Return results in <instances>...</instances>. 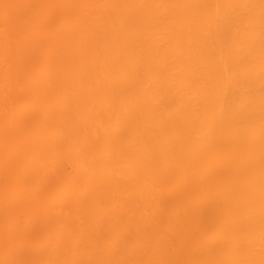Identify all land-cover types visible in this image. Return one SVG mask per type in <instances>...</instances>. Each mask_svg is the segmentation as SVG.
Instances as JSON below:
<instances>
[{
	"label": "bare ground",
	"instance_id": "obj_1",
	"mask_svg": "<svg viewBox=\"0 0 264 264\" xmlns=\"http://www.w3.org/2000/svg\"><path fill=\"white\" fill-rule=\"evenodd\" d=\"M0 264H264V0H0Z\"/></svg>",
	"mask_w": 264,
	"mask_h": 264
}]
</instances>
